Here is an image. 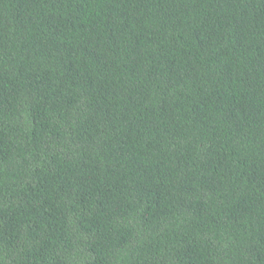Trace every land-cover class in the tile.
I'll return each instance as SVG.
<instances>
[{
	"label": "trees",
	"instance_id": "trees-1",
	"mask_svg": "<svg viewBox=\"0 0 264 264\" xmlns=\"http://www.w3.org/2000/svg\"><path fill=\"white\" fill-rule=\"evenodd\" d=\"M0 264H264V0H0Z\"/></svg>",
	"mask_w": 264,
	"mask_h": 264
}]
</instances>
